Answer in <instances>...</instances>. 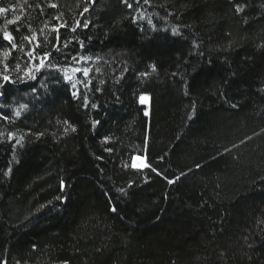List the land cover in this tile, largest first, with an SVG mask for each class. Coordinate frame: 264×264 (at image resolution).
Here are the masks:
<instances>
[{
	"label": "trees",
	"instance_id": "1",
	"mask_svg": "<svg viewBox=\"0 0 264 264\" xmlns=\"http://www.w3.org/2000/svg\"><path fill=\"white\" fill-rule=\"evenodd\" d=\"M0 7V262L264 264V0Z\"/></svg>",
	"mask_w": 264,
	"mask_h": 264
},
{
	"label": "snow or ice",
	"instance_id": "2",
	"mask_svg": "<svg viewBox=\"0 0 264 264\" xmlns=\"http://www.w3.org/2000/svg\"><path fill=\"white\" fill-rule=\"evenodd\" d=\"M145 2H148V0H145ZM125 3L127 4V0H125ZM127 6H128V7H131L130 4L127 5ZM51 7H56V5H55V4H52ZM6 11H7V9L0 7V13L6 12ZM84 11L87 12L88 9L85 8ZM56 19L58 20L59 17H57ZM19 20H20V17H17V21H19ZM17 21L9 20L8 23H9V24H13V23H16ZM79 26H80V22L77 21V27H79ZM87 26H88V25L85 23V24H84V27H87ZM29 27H30V26H29ZM62 27H68V25L66 24V22H65V23H62V24H59V25H57V26H54V27L51 29L53 32L56 33V41H57V43L54 44V47H59V46H60V35H59V33H60V28H62ZM70 30L73 31V32H75V31H76V28H70ZM16 31H19V28H17ZM173 31H175V30H173ZM3 39H4V40H7V41H9V42L11 43V48H12V49L17 48V44H16V43H12V42L14 41L15 38L11 35V33H9V32H4V33H3ZM24 39L27 40V41L31 44L32 41H33V39H34V36H25ZM39 46H40V45H39V42L37 41V47H39ZM64 46L66 47L67 44H65ZM33 52H34V49H33V50H30V51L27 52L26 54H27L30 58H33ZM5 55H8V53H5ZM48 56H49V53H43V55L41 56V59H40V63H39V65H38L37 68H36L37 71H38L41 67L44 66V62H45V60L48 58ZM33 59H34V58H33ZM17 67H19V65H17ZM84 74L87 75V71H85ZM25 76H27V77H29V78H31V79H35V77L31 75V69H26V70H25ZM23 79H24V76L18 77V80L23 81ZM9 83H16V81H14L10 76H8V75H6V74L0 75V96L3 95L2 89H3L7 84H9ZM141 99H142V101H143L144 98L142 97ZM93 107H95V105H93ZM23 108H26V105H20V109H23ZM20 114H21L20 110L17 109V110L15 111V115H16V116H20ZM5 119H7V117H5ZM74 130H75V129H73V131H74ZM133 167H136V165H133ZM152 171H156V169H152ZM158 174H159V173H158ZM168 182H169V183H174L175 181H174V180H169ZM0 264H7V262H6V261H3V262H0Z\"/></svg>",
	"mask_w": 264,
	"mask_h": 264
},
{
	"label": "rangeland",
	"instance_id": "3",
	"mask_svg": "<svg viewBox=\"0 0 264 264\" xmlns=\"http://www.w3.org/2000/svg\"><path fill=\"white\" fill-rule=\"evenodd\" d=\"M143 102H144L145 104H148V101H147L146 98L143 99ZM134 165H136V168H142V167H143V162H142L139 158H136V159L134 160Z\"/></svg>",
	"mask_w": 264,
	"mask_h": 264
}]
</instances>
